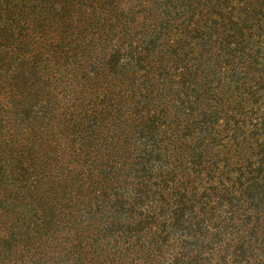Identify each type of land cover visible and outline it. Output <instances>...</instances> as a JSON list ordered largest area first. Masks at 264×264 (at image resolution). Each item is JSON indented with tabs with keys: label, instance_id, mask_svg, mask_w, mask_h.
<instances>
[{
	"label": "trees",
	"instance_id": "trees-1",
	"mask_svg": "<svg viewBox=\"0 0 264 264\" xmlns=\"http://www.w3.org/2000/svg\"><path fill=\"white\" fill-rule=\"evenodd\" d=\"M0 264H264V0H0Z\"/></svg>",
	"mask_w": 264,
	"mask_h": 264
}]
</instances>
